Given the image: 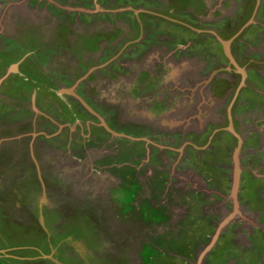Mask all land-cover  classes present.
Returning a JSON list of instances; mask_svg holds the SVG:
<instances>
[{
    "label": "rangeland",
    "instance_id": "374dc122",
    "mask_svg": "<svg viewBox=\"0 0 264 264\" xmlns=\"http://www.w3.org/2000/svg\"><path fill=\"white\" fill-rule=\"evenodd\" d=\"M260 141L264 0H0V251L264 264Z\"/></svg>",
    "mask_w": 264,
    "mask_h": 264
},
{
    "label": "flooded vegetation",
    "instance_id": "af4514ba",
    "mask_svg": "<svg viewBox=\"0 0 264 264\" xmlns=\"http://www.w3.org/2000/svg\"><path fill=\"white\" fill-rule=\"evenodd\" d=\"M224 43L225 42H221V44L223 45V46H225L224 45ZM242 73V72H241ZM242 75V74H241ZM56 91V90H55ZM62 91H64V93H65V95H63L64 97L66 96V94H68V93H70L71 92V86H69V87H66L64 90H62ZM68 91H70V92H68ZM90 100H93V98L91 99L90 97H89V101ZM91 102H93V101H91ZM103 102V99L102 100H98V101H94V105H92V106H94V111L96 110V109H99L98 108V106L100 105H97V103H102ZM62 107H63V110L64 109H70V105H68V103H63V105H61ZM219 108H221V106H219ZM93 110V109H92ZM72 111L73 110H69L67 113H69V114H71V116H76L75 114H73L72 113ZM102 111V110H101ZM74 112V111H73ZM75 113V112H74ZM66 116V115H65ZM228 118H230V117H228V116H225V120H226V123L227 124H230L231 123V120H230V123H229V121H227L228 120ZM225 126H227V125H225ZM225 130H227L226 128H224ZM228 131V133H230L229 132V130H227ZM233 137V136H232ZM234 138V137H233ZM235 140H236V143L238 142V139H236V137L234 138ZM249 140V139H248ZM244 141H246V140H244ZM259 145H258V147H260V145L262 146V145H264L263 143H261V141L258 143ZM190 147H192L191 145H189ZM249 149V153H248V155H249V158L247 159L248 160V162H249V164H246V163H243V162H241V165H242V167L241 168H243V167H246V166H250V164H255V163H257L258 164V162H255V159H254V154H255V152L253 151V149L252 148H248ZM171 150V149H170ZM173 152V151H172ZM172 155H173V153H172ZM243 155H245V156H247V154L246 153H244ZM201 158L200 157H198V161L200 162L201 160H200ZM243 161V160H242ZM140 162V161H139ZM259 166V165H258ZM244 172H246V175H250L249 177L250 178H252L251 177V173H252V169H247V168H245V170H243ZM7 235H9V236H11V237H14V233L13 232H11L10 234H9V232L7 233ZM74 236H77V237H79L80 235L78 234V232L76 231V229L74 230ZM44 237V236H43ZM42 236H40V238H43ZM8 240V239H7ZM78 241H81V239L80 238H78L77 239ZM6 241V240H5ZM38 242H39V238H38ZM60 242V241H59ZM59 242L57 243L58 244V246H59ZM82 242H83V240H82ZM57 244H54V242H53V247L51 248L50 247V245H49V241H48V239H47V237L45 236V239H44V241L41 243V245H40V243L39 244H37V245H35L34 246V248L33 249H31V250H29V247H24L25 245H22V246H20V247H14V246H12V245H8L7 243H5L4 245H2L1 246V251H0V256L2 257V261H4V262H7V264H31V262H29L30 260H37V257H38V255L39 254H43V256H45V255H48V254H50L51 253V251H53V250H56V251H54V253H55V255L57 256V254L59 253L58 252V246H57ZM55 245V246H54ZM73 246H75V245H73ZM76 247V246H75ZM38 250H37V249ZM96 248V249H95ZM31 251H33L30 255L28 254L29 252H31ZM91 254H90V259L92 260V261H95V264H108L107 262H106V260H105V258L104 257H101V256H97L98 258H93V256L95 255V251H96V254H97V247H94V248H91V249H89L88 250ZM7 254H11V255H7ZM13 255V256H12ZM92 255V256H91ZM30 256V257H29ZM13 257V260L11 259ZM23 257H25V258H23ZM15 259V260H14ZM180 264H186V263H183V262H179Z\"/></svg>",
    "mask_w": 264,
    "mask_h": 264
},
{
    "label": "water",
    "instance_id": "95a60500",
    "mask_svg": "<svg viewBox=\"0 0 264 264\" xmlns=\"http://www.w3.org/2000/svg\"><path fill=\"white\" fill-rule=\"evenodd\" d=\"M233 169L234 170H233V176H232V187L234 188V192H235V190H236V187H235V179L237 180L239 169H238V167L236 165L234 166ZM224 224H225V222H223L222 224H219L217 226V228L223 226Z\"/></svg>",
    "mask_w": 264,
    "mask_h": 264
},
{
    "label": "crops",
    "instance_id": "0c3cea01",
    "mask_svg": "<svg viewBox=\"0 0 264 264\" xmlns=\"http://www.w3.org/2000/svg\"><path fill=\"white\" fill-rule=\"evenodd\" d=\"M61 93L63 92L64 93V91H60ZM68 92H70V91H68ZM66 93V92H65ZM62 95V94H61Z\"/></svg>",
    "mask_w": 264,
    "mask_h": 264
}]
</instances>
